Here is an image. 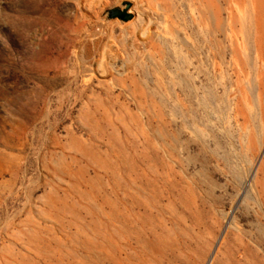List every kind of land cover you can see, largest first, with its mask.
Wrapping results in <instances>:
<instances>
[{"label": "rangeland", "instance_id": "1", "mask_svg": "<svg viewBox=\"0 0 264 264\" xmlns=\"http://www.w3.org/2000/svg\"><path fill=\"white\" fill-rule=\"evenodd\" d=\"M0 264H264V0H0Z\"/></svg>", "mask_w": 264, "mask_h": 264}]
</instances>
